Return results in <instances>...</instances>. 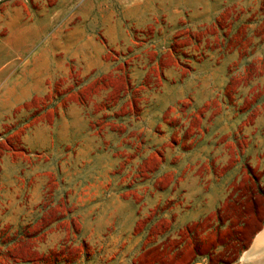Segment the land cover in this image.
I'll return each instance as SVG.
<instances>
[{"label": "rangeland", "instance_id": "1", "mask_svg": "<svg viewBox=\"0 0 264 264\" xmlns=\"http://www.w3.org/2000/svg\"><path fill=\"white\" fill-rule=\"evenodd\" d=\"M17 1L51 28L84 29L105 65L65 68L63 93L94 98L95 137L53 147L41 207L38 196L31 207L14 194L0 202V264H264V115L245 110L246 99L236 116L217 114L220 78L208 66L218 31L264 34V0L0 6ZM261 50L244 61L234 51L225 91L241 95L263 78ZM221 119L235 129H219ZM47 120L56 128L55 115Z\"/></svg>", "mask_w": 264, "mask_h": 264}, {"label": "crops", "instance_id": "2", "mask_svg": "<svg viewBox=\"0 0 264 264\" xmlns=\"http://www.w3.org/2000/svg\"><path fill=\"white\" fill-rule=\"evenodd\" d=\"M26 10L20 1L0 6V33L4 32L0 35V197L4 201L0 198V202L7 203L5 199L14 194L16 201H26L31 207L32 199L38 196L41 207L48 192L47 180L52 174L49 159L54 154L53 147L57 146V153L63 145L88 147L95 137L96 126L89 119L90 101L94 98L83 97L78 92L63 93L65 68L69 64L85 68L97 64V60L105 65V52L84 29H78L76 36L63 26L51 28L47 17L38 12L32 15ZM216 38V61L214 66H208L214 67L220 78L216 90L217 114L236 116L239 100L246 99L245 110L264 115V76L248 80L246 91L241 95L239 91H225L223 80L224 68L227 72L235 64L234 51H243L240 61L248 59L255 50L262 49L264 53V34L257 37L251 30H245L225 35L218 31ZM70 46L77 48L70 52ZM97 49L100 51L96 54ZM228 51H232L231 54ZM263 58L258 64L261 74H264ZM243 76H247L245 70ZM50 114L55 115L56 128L48 123ZM219 122L222 125L219 129L224 126L227 130L235 129L233 123L223 126L224 120ZM255 125L261 127L260 122ZM69 128L70 140L64 135ZM81 131L88 133L85 137H90L82 143L85 133ZM180 141L183 140L178 143ZM1 188L8 192L1 193Z\"/></svg>", "mask_w": 264, "mask_h": 264}, {"label": "bare ground", "instance_id": "3", "mask_svg": "<svg viewBox=\"0 0 264 264\" xmlns=\"http://www.w3.org/2000/svg\"><path fill=\"white\" fill-rule=\"evenodd\" d=\"M260 242V244H264V236L261 237Z\"/></svg>", "mask_w": 264, "mask_h": 264}, {"label": "water", "instance_id": "4", "mask_svg": "<svg viewBox=\"0 0 264 264\" xmlns=\"http://www.w3.org/2000/svg\"><path fill=\"white\" fill-rule=\"evenodd\" d=\"M5 1H7V0H0V4L3 3V2H5Z\"/></svg>", "mask_w": 264, "mask_h": 264}]
</instances>
